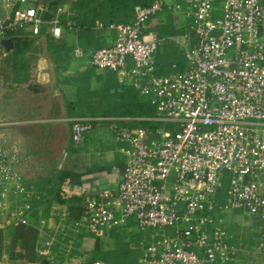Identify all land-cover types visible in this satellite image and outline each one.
<instances>
[{
    "label": "built area",
    "instance_id": "built-area-1",
    "mask_svg": "<svg viewBox=\"0 0 264 264\" xmlns=\"http://www.w3.org/2000/svg\"><path fill=\"white\" fill-rule=\"evenodd\" d=\"M0 2V58L8 33L44 32L60 40L64 31L77 29L71 20L62 21L65 5L48 19L38 0ZM164 9L177 24L190 18L193 41L188 34L176 40L185 66L172 63L161 73L155 52L164 39L145 40L144 33L148 19ZM106 27L114 32L110 46L86 51L75 45L72 56L131 85L155 107L153 117L139 119L159 126L147 135L145 128L116 122L131 118L110 119L115 141L125 143L120 180L93 193L81 188L79 217L64 211L61 220L93 235L131 223L146 230L137 241L139 264H225L238 245L220 214L238 210L254 221L249 224L256 248L264 250V1L155 0L136 5L127 23ZM103 119L74 120L72 141ZM16 124L0 119V129ZM20 159L18 148L0 138V211L8 222L28 224L35 193L17 170ZM49 252L48 247L38 255Z\"/></svg>",
    "mask_w": 264,
    "mask_h": 264
},
{
    "label": "crops",
    "instance_id": "crops-1",
    "mask_svg": "<svg viewBox=\"0 0 264 264\" xmlns=\"http://www.w3.org/2000/svg\"><path fill=\"white\" fill-rule=\"evenodd\" d=\"M65 8L67 9V6ZM167 20L168 17L159 14L151 22L154 24V22H167ZM99 31L104 36V45H111L114 40V32L107 29L106 26L102 29L99 28ZM14 34L12 36L10 34L2 40L4 41L2 44L4 55L11 52L16 41L24 35L34 39V41L39 40V38L45 40L48 36L44 32L40 36L19 32ZM77 35L78 30H66L63 32L60 41L64 47L73 48L78 45ZM153 35L157 34L155 30L149 27L146 30L145 39L150 40ZM164 38L168 39L167 43L171 47L174 48L175 45L180 47L176 42V40H181L180 35L167 34ZM168 44L166 45L168 46ZM181 52L177 53V57L182 54ZM48 62L50 61L43 59L42 62L38 63V66L48 65ZM88 69L93 70L95 75L102 74L103 78L98 79L95 75L90 77L87 97L83 101L80 99V91H78L83 85L77 81L83 78L89 71ZM59 70L62 78L54 77L52 84L40 85L42 93L45 92L33 95L34 98L30 103L34 109L29 104L25 107L26 103H24L23 111L26 116L31 117L29 119L31 124L13 129L8 128V132L5 131L2 134L3 137H0L9 145L18 148L21 159L17 164V170L23 175L25 182L33 187L35 193L31 200L33 211L28 219V224L8 222L0 211V264H92L94 261L103 262L100 257L94 254L97 246L104 253L114 252L118 247V241L111 231L114 228L108 233L93 235L89 232L75 231L70 224L62 221L59 217L60 213L67 211V206L56 201L55 193H58L62 200H66L81 198L78 195L81 188H86L88 193H93L105 184L114 186L120 180L123 170L122 164L124 163L123 157L118 156V158L106 160L104 164H100L96 168L89 167L88 160L82 156L83 148L80 145L81 142L86 143L88 134L85 133L79 142H73L71 138V125L74 120L91 116L85 114L88 113V110L90 112L97 110L100 96L98 90L100 85L105 84L106 71L91 68L87 58L76 59L73 56H71V61L59 64L58 75ZM114 74L116 84L118 86L125 85L121 83L119 76ZM8 99L10 102L9 110L15 113L18 103L22 100L16 101L12 97ZM81 111H84L85 115ZM94 114L96 115L92 116L104 118L99 123L100 128L97 127V129L106 128L111 133L112 131L108 127L109 120L124 118L105 114L98 115V111ZM128 118L131 119L126 122L136 119L135 117ZM116 122L122 125L121 119L116 120ZM99 133L108 134L101 129L96 131L93 136L89 134L91 137L89 139H95ZM117 143L121 148L124 147V143ZM248 227L249 230L246 232L249 231L251 236L248 247L242 244L245 243L242 242L241 238L242 229L239 230V234L238 230L231 232L232 242L234 245H238V252L225 264H238L237 261L244 257L253 255L257 257L264 254V250L256 248L255 237L253 238L255 234H252L253 226L248 225ZM58 228H63V230ZM133 228V224H130L127 228L128 233L126 232L129 236H123L121 239L124 243L128 242V248L131 250L137 249V241L145 236L143 230H138L136 233ZM52 237L57 238V241L51 243ZM48 247L50 251L48 256L40 257L38 251ZM249 247L250 250H248ZM92 258H94L93 262L90 261ZM103 264L106 263L103 262Z\"/></svg>",
    "mask_w": 264,
    "mask_h": 264
},
{
    "label": "trees",
    "instance_id": "trees-1",
    "mask_svg": "<svg viewBox=\"0 0 264 264\" xmlns=\"http://www.w3.org/2000/svg\"><path fill=\"white\" fill-rule=\"evenodd\" d=\"M154 1L155 0H38L36 5L40 4L41 6L47 8L45 17L48 19L53 16L58 7L64 5L67 6V13L61 15L62 21L69 19L74 22L77 26L76 31L78 30V45L86 51H92L101 47L110 46V44L104 45V36L96 26L97 22L102 23L104 27L109 24L127 23L133 17V10L136 5L148 6ZM173 1H175L177 4H183V0ZM159 14L168 17V23L160 21L159 23L154 22L153 24L152 19L157 17ZM175 22L176 20H174L172 13L166 9L151 16L147 21L145 33L146 30L151 27V29L155 30V33L157 34L153 36L164 39V41L161 42V44L157 47L155 52V62L161 73L167 72L172 63H177V66L180 69L185 66L183 52L179 57H177V46L175 45L174 48L173 46L171 47V45L167 43L168 39H165L164 37L167 34L180 36L188 34L190 39L193 41V35L190 30V18L185 17L184 19H181L179 24ZM12 33H8L7 35ZM45 40L52 45L50 53L54 56L55 61H57V67H59V64L62 62L71 61L72 47H64L62 41L52 40L49 38V36H46ZM33 42L34 39L25 35L19 38V40L15 43L14 49L11 51L13 57L10 59V61L13 62L16 60L20 54L30 48ZM166 44H168L170 47H168ZM90 67L93 68L92 66ZM105 71V84L102 85L98 90V93H100L98 98L100 104L97 106L96 110L98 111V115L105 114L107 116L135 117L136 119H133L129 122L121 120V124L127 125L130 128H145L147 135H149L153 129L159 126V123L152 120L137 118L153 117L155 107L143 96H141L131 85L125 84L118 86L114 81L115 74L111 71ZM92 75H95L93 70H89L83 76V78H80V80L77 81V83H81L83 85V89L81 88L78 90L80 91L79 97L83 101L87 97L89 79ZM95 76L98 79L103 78V75L100 73L98 75L96 74ZM88 112L92 113L90 114L91 116L96 115L94 114L95 112H90V110H88ZM81 113L85 115L84 111H81ZM54 198L56 201L66 204L67 212L70 218L76 219L79 217L80 205L83 201V197L62 200L59 194L55 193ZM111 231L113 233L112 235L118 241L117 249L114 252L104 253L101 248L97 246L94 254L97 257H100V259H102L106 264H138L137 258L141 250L139 248L131 250L128 248V242L124 243L121 240L123 236H129V234H127V230L125 228H114ZM93 260L94 258H92L90 261L93 262Z\"/></svg>",
    "mask_w": 264,
    "mask_h": 264
},
{
    "label": "rangeland",
    "instance_id": "rangeland-1",
    "mask_svg": "<svg viewBox=\"0 0 264 264\" xmlns=\"http://www.w3.org/2000/svg\"><path fill=\"white\" fill-rule=\"evenodd\" d=\"M3 12H4L3 5L0 2V14H2ZM12 35L15 34L13 33L11 34V36ZM51 48L52 45L49 42H47L42 38H39V40L34 41L31 44L30 48H28L25 52L20 54L19 57L16 58V60H14L13 62L10 61V59L13 57L11 52L7 53L6 55L4 54L2 55L0 59V118L10 122H17V124L1 128L0 137H3L2 134L5 133V131L8 132V128L13 129L18 126H26L31 124L29 123V119H31V117L26 116L23 111L24 103H26L25 107L29 104V106H31L34 109V106H32V103H30V101L33 100L34 98L33 95L34 92H36V90L35 89L30 90L28 88L29 84H38L41 86L49 85L52 84L53 81L52 79H54V77L59 79L62 78L60 77L61 69L59 70V75L57 74L58 73L57 69L59 67H57V61H55L54 56L50 53ZM176 50L177 53H180L182 51L181 48L178 46L176 47ZM47 56H50L49 57L50 59ZM43 59H47V61L49 60L50 62H48V65L42 64L41 67H39L40 65L38 66V63L42 62ZM50 86L54 88V86L52 85ZM101 86L102 85H100V87ZM10 97L16 99V101H18L19 99L22 100L18 103V106L15 109V113L9 110L10 102L8 98ZM85 114L90 115L89 112ZM99 126L100 125L96 126V128L89 131L87 133L88 135L86 134L87 135L86 143L85 142L80 143L81 147L83 148L82 156L88 160L89 167H93V168H96V166L100 164H104L106 160H109L111 158L114 157L118 158V156L120 158L123 157L120 151L121 146L114 140L113 134L108 129L101 128L102 130L106 131L108 134L99 133L98 136L96 135L95 139L94 138L89 139L91 138L89 137V134H92L91 136H93V134L96 133V131L101 130V129L99 130L97 129V127ZM220 215L225 222L231 223L230 232H234L235 230H238V234H239L240 232L239 230L242 229L241 238H242V242L245 243L242 242L241 243L243 245H246V247H248L250 244L249 241L251 239V236H250V232L249 231L246 232V231L249 230L248 227V225H250L249 223L254 222L252 218L245 216L244 213L238 210L222 211ZM133 227H134L133 228L134 232L136 233H138L137 232L138 230L142 231L138 229L134 224ZM236 227L238 228L236 229ZM125 229L127 230V228ZM252 234H254V232H252ZM248 250H250V247L248 248ZM237 263L264 264V254L259 255L257 257H255V255L244 257L240 261H237Z\"/></svg>",
    "mask_w": 264,
    "mask_h": 264
},
{
    "label": "water",
    "instance_id": "water-1",
    "mask_svg": "<svg viewBox=\"0 0 264 264\" xmlns=\"http://www.w3.org/2000/svg\"><path fill=\"white\" fill-rule=\"evenodd\" d=\"M2 44H4V41L1 40V45H2ZM39 86H40V85H38V84H29V85H28V88H29L30 90H31V89L34 90L33 87H39Z\"/></svg>",
    "mask_w": 264,
    "mask_h": 264
},
{
    "label": "flooded vegetation",
    "instance_id": "flooded-vegetation-1",
    "mask_svg": "<svg viewBox=\"0 0 264 264\" xmlns=\"http://www.w3.org/2000/svg\"><path fill=\"white\" fill-rule=\"evenodd\" d=\"M35 90H36V92L34 93L35 95H38V94H40V93H42V87H33Z\"/></svg>",
    "mask_w": 264,
    "mask_h": 264
}]
</instances>
